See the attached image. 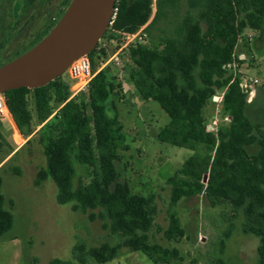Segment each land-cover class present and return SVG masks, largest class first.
<instances>
[{
	"label": "trees",
	"instance_id": "16d2710c",
	"mask_svg": "<svg viewBox=\"0 0 264 264\" xmlns=\"http://www.w3.org/2000/svg\"><path fill=\"white\" fill-rule=\"evenodd\" d=\"M116 7V19L103 39L113 38L119 46L124 34L146 25L150 44L132 43L122 54L130 84L140 100L156 103L169 117L156 139L192 152L166 181L169 223L160 229L163 237L179 242L185 236L177 207L185 198L203 195L211 207H229L227 237L235 228L233 221L241 219L242 232L259 238L257 264H264V123L248 117V95L233 67L244 33L263 29L264 0H156L155 6L153 0H117ZM91 53L100 62L90 59L94 76L86 91L74 97L69 74L40 88L4 94L20 133L40 137L46 166L35 185L51 179L58 204H71L90 221L100 220L121 239L115 245L79 239L73 261L54 259L50 264H104L122 248L141 252L154 264L182 263L178 248L152 239L156 195L133 193L118 169L125 136L115 99L117 90L125 88L116 84L117 67L100 69L110 52L96 48ZM236 61L245 62L238 56ZM220 92L230 120L208 131L204 110ZM12 150L0 129V151ZM2 187L0 175V238L14 224ZM8 203L14 207L12 200ZM213 264L226 262L219 257Z\"/></svg>",
	"mask_w": 264,
	"mask_h": 264
},
{
	"label": "rangeland",
	"instance_id": "374dc122",
	"mask_svg": "<svg viewBox=\"0 0 264 264\" xmlns=\"http://www.w3.org/2000/svg\"><path fill=\"white\" fill-rule=\"evenodd\" d=\"M69 1L37 0V6L27 20H20L22 31L2 51L6 58H0V66L27 52L29 40L35 35L49 4L55 7L54 14H58ZM8 19L13 20V16L8 14ZM146 44H150L149 39ZM236 56L246 57L243 64L237 63L236 71L241 75L243 86L247 85V95L254 91L247 103L246 113L251 120L264 123V26L260 32L247 30L244 33L239 40ZM89 57L97 64L100 62L96 53H90ZM126 59L122 56L116 74V84L125 88L124 92L117 90L120 95L115 99L125 136L117 166L133 193L156 195L157 213L151 231L152 239L180 250L184 261L172 264H213V260L219 257L226 264H257L259 238L242 232L241 219L233 221L235 228L227 237L229 207H211L203 195L185 198L177 207L185 236L179 242L163 237L160 229H166L169 223L170 190L166 181L192 152L156 139V134L169 122V117L156 103L139 99L134 86L130 84ZM108 68L114 67L108 65ZM63 77L68 78V72ZM222 95V92L218 93L204 110L210 131L230 120L222 110ZM109 114L113 115L112 112ZM39 138L38 134L23 138L18 149L14 148L10 153L0 151L2 191L7 199L6 208L14 216L12 229L0 238V264H50L54 259L73 261V247L79 239H86L92 245L103 242L115 245L121 240L105 229L100 220L90 221L87 215L74 212L71 204H58L57 187L51 179L40 186L35 185L39 170L46 166ZM14 140L19 143L20 135H15ZM10 141L13 142L12 139ZM16 169L20 170V174ZM9 200L14 202L13 208ZM104 264L154 263L141 252L122 248L114 260Z\"/></svg>",
	"mask_w": 264,
	"mask_h": 264
},
{
	"label": "water",
	"instance_id": "95a60500",
	"mask_svg": "<svg viewBox=\"0 0 264 264\" xmlns=\"http://www.w3.org/2000/svg\"><path fill=\"white\" fill-rule=\"evenodd\" d=\"M116 1L72 0L47 37L0 67V94L20 88H40L65 74L75 60L97 47L108 29ZM242 91L246 92L245 86ZM252 94L247 96V101ZM207 181L205 175L203 182Z\"/></svg>",
	"mask_w": 264,
	"mask_h": 264
},
{
	"label": "built area",
	"instance_id": "2783aa9c",
	"mask_svg": "<svg viewBox=\"0 0 264 264\" xmlns=\"http://www.w3.org/2000/svg\"><path fill=\"white\" fill-rule=\"evenodd\" d=\"M156 0H153V6H155ZM118 9L115 5V9L113 11V15L111 17V21L109 23L108 28L113 26V23L116 19ZM145 26L139 29L135 33H127L123 35V42L118 46L115 39H102L97 45V49H105L110 52L108 58L104 60L100 69L107 67L108 65H112L114 67H118L121 64V56L127 49V47L132 43H146L148 36L145 31ZM95 48V49H96ZM109 49H114V52H111ZM240 60H245V56L239 57ZM233 67L235 70L237 69V61L236 56L233 63ZM70 78L73 80V84L71 86V97H74L84 91L89 87V83L93 78L94 74L92 72L91 61L89 58V54L83 56L77 60H75L67 70ZM243 86V85H242ZM247 89V85H244ZM254 93V91L252 92ZM0 129L4 133L6 140H8L9 144L14 149H18L22 145V139L19 143H16L14 140L15 135L18 132L15 130L12 124V115L6 105V100L4 94H0ZM19 135V134H18ZM13 140V142L10 141Z\"/></svg>",
	"mask_w": 264,
	"mask_h": 264
},
{
	"label": "flooded vegetation",
	"instance_id": "af4514ba",
	"mask_svg": "<svg viewBox=\"0 0 264 264\" xmlns=\"http://www.w3.org/2000/svg\"><path fill=\"white\" fill-rule=\"evenodd\" d=\"M71 2L72 0L68 2L65 8L60 9L58 14H54L55 7L53 5H48L49 9L46 12V15L44 18L42 17L43 19L40 21L41 24L38 27L35 35L29 40L28 50L33 48L50 34V32L65 14ZM36 3L37 0H0V58H6L2 55V51L6 46H8V43L11 40L18 36V32L22 31V26L20 27L19 25L21 23L20 20H27L28 15H30L33 8L37 6ZM8 14L13 16V20L9 21ZM35 25H37V23ZM39 29L40 31H38ZM19 44L20 42L16 47H18ZM3 65H5V63H3L1 66Z\"/></svg>",
	"mask_w": 264,
	"mask_h": 264
},
{
	"label": "crops",
	"instance_id": "0c3cea01",
	"mask_svg": "<svg viewBox=\"0 0 264 264\" xmlns=\"http://www.w3.org/2000/svg\"><path fill=\"white\" fill-rule=\"evenodd\" d=\"M251 67H254V65L253 64H251L250 65ZM12 124H13V127L15 128V130L18 132V134L20 135V137H21V139H22V142H23V138H25L21 133H20V131H19V129L17 128V126H16V124H15V122H14V120H13V117H12ZM40 128V126H38L37 127V130ZM3 133V132H2ZM4 134V133H3ZM17 134V135H18ZM5 136V135H4ZM15 138V137H14Z\"/></svg>",
	"mask_w": 264,
	"mask_h": 264
}]
</instances>
